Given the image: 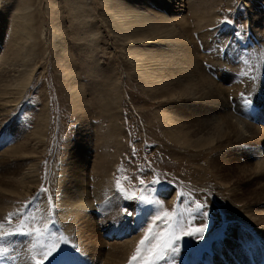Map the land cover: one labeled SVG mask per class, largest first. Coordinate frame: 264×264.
Here are the masks:
<instances>
[{
	"label": "rangeland",
	"instance_id": "374dc122",
	"mask_svg": "<svg viewBox=\"0 0 264 264\" xmlns=\"http://www.w3.org/2000/svg\"><path fill=\"white\" fill-rule=\"evenodd\" d=\"M211 81L229 114L244 104L247 142L201 134ZM245 163L264 167V0H0V264H129L157 234L181 247L155 264H264V173ZM205 200V238L184 236Z\"/></svg>",
	"mask_w": 264,
	"mask_h": 264
},
{
	"label": "bare ground",
	"instance_id": "6f19581e",
	"mask_svg": "<svg viewBox=\"0 0 264 264\" xmlns=\"http://www.w3.org/2000/svg\"><path fill=\"white\" fill-rule=\"evenodd\" d=\"M72 1L75 4L79 3V0H72ZM72 1L68 0V2L70 4L72 3ZM112 1H114V0H106L107 3L112 2ZM20 8L22 9V7H20ZM21 13L24 14L22 11H21ZM23 16L25 17V15H23ZM20 19H22V17ZM116 25H120V24L116 23ZM124 37L129 38L127 35L122 36V38H124ZM145 37H146L147 41L153 40V37L148 33H145ZM149 69H150V67H146L145 72L146 73L149 72ZM194 69L199 76H201L203 78L205 77V74L203 73V71H204L203 68L200 69L197 65H195ZM24 71H25V68H23V70L19 73V77L17 79H15L11 84H9V87L5 89L4 94L7 95V98L9 99L6 102L12 101L14 99V95L19 94L21 91H23L26 83L31 80V72L24 74L25 73ZM207 86H208V91L203 90L199 94V96L197 95L195 98H200V97L203 98L205 95H207L210 99L220 98L219 100L222 99V101L218 102L215 106H213V108H215L216 111L212 114V120H213L212 127L211 128H205L201 132V134L202 135H207L209 133L214 134L216 137H213L212 135H208V140L210 142H212L216 138L219 139L220 141H223L227 137H230V141H232V142H237V143L247 142V140L252 135V131L250 130L251 126L247 122H244V118H243L244 114H245L244 113V109H245L244 104L239 102V104H237L235 106V111L237 113L236 114H229L228 113V106L226 104V97H225L224 92L222 90H220L219 88H215V85L213 84L212 81H211V83L207 84ZM163 87L167 91L166 97L181 98V99H187V100L194 99L193 95H189V94L175 90L170 82L166 83ZM163 87L160 89V91H165V89ZM163 96H165V94ZM201 101L204 105L210 104L209 102H205L203 100H201ZM245 107H246V105H245ZM240 119H242L243 125H242ZM181 129H183V128H181ZM175 134L177 135V137L178 136L180 137V138H177V140L187 139V140L193 141L186 131L185 132L178 131V133H175ZM236 166L237 167L241 166V167L239 170H234V168H233L232 171H234V172L240 171V173H243L245 171L246 175H248L246 180L251 185L253 184V180H254L256 174L260 175V174L264 173V167L261 165L256 167L255 164L249 166V165H247V163H245L243 166L241 164L236 165ZM31 176H32L31 171L28 169L26 179L31 180L30 179ZM219 179H221L224 182L229 181V179L225 175H219ZM23 183L26 185V191H28L27 185H31V184H29L28 182H26V183L23 182ZM25 194H27V193H23V195H25ZM231 195H232L233 200H236V201H240V200H243L245 198L244 193L232 192ZM260 264H261V261H260Z\"/></svg>",
	"mask_w": 264,
	"mask_h": 264
},
{
	"label": "snow or ice",
	"instance_id": "6c2138e0",
	"mask_svg": "<svg viewBox=\"0 0 264 264\" xmlns=\"http://www.w3.org/2000/svg\"><path fill=\"white\" fill-rule=\"evenodd\" d=\"M230 22L227 17L222 21V23H228ZM240 33H237V36H239ZM244 94H241L243 97ZM245 103L248 105H251V100L245 98ZM161 182H164L160 179H156L152 181V185H159ZM141 185H143V181H140ZM117 184H119V181H117ZM151 190V189H146ZM182 197V194L178 195V199ZM125 199H132V197L127 196L125 194ZM140 201H144V195L141 194L138 198ZM148 203H152V201H149ZM156 203H159L156 201ZM134 213L130 210H127L124 212V215L131 216ZM12 214H9V217H11ZM210 217V209L207 204V201L205 200L204 203H196V216L194 219L201 218L205 221V223L201 226L196 228L192 232H184V236H192V237H198L199 239L205 238V232L209 230L210 224L208 223ZM161 217L156 216L155 220H159ZM16 233H0V236H10L15 235ZM159 234H157V237H153V239H156V243L152 244L149 248L146 250V255L141 256V249L140 247H137L136 254L132 256V258L129 261V264H133L135 261L136 264H155L158 260H164L166 256L171 254H178L180 251L181 244L179 243L181 240L180 236L173 235V237L169 240H163L158 238ZM148 237L145 236L142 238L139 242L140 245H143L145 243V240H147ZM175 245V246H174ZM60 247L59 244H56L53 246V248L49 249L46 253H44L45 261H48V259L52 256V254ZM139 257V259H138ZM38 264H44L43 261L38 262ZM169 264H177L176 259L173 257L169 260Z\"/></svg>",
	"mask_w": 264,
	"mask_h": 264
}]
</instances>
